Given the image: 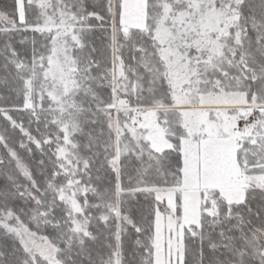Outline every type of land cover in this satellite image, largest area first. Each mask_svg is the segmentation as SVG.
I'll list each match as a JSON object with an SVG mask.
<instances>
[{
    "label": "snow or ice",
    "instance_id": "1",
    "mask_svg": "<svg viewBox=\"0 0 264 264\" xmlns=\"http://www.w3.org/2000/svg\"><path fill=\"white\" fill-rule=\"evenodd\" d=\"M0 264H264V0H0Z\"/></svg>",
    "mask_w": 264,
    "mask_h": 264
}]
</instances>
